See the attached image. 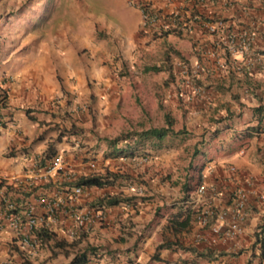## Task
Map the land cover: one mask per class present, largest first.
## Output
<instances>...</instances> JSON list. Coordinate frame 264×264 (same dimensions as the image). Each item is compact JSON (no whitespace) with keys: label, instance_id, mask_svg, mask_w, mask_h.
Instances as JSON below:
<instances>
[{"label":"crops","instance_id":"crops-1","mask_svg":"<svg viewBox=\"0 0 264 264\" xmlns=\"http://www.w3.org/2000/svg\"><path fill=\"white\" fill-rule=\"evenodd\" d=\"M139 1L148 6L149 12L157 19L159 25L162 23L163 26H171L173 15H176L179 32L170 33L161 39L174 40L173 42L181 46L192 57L190 60H198V68L204 70L197 77L195 84L198 87L201 86L203 90L201 98L195 96L196 102L193 104L197 103V107L190 111L191 115H189L190 112L188 115L185 114L184 118L179 115L178 121L176 120L174 124L175 129L184 127L194 134L192 139H187V141L193 143L200 137H209L212 133L214 135L216 128L220 129L221 135L226 133L230 135L234 129L241 131L249 125H256L258 119L262 120L260 132L256 133L244 147L237 148L232 153H227L226 149L216 151L214 141L208 146L211 149L210 154L206 155V158L195 160V165L205 162L210 166L209 171L203 170V183L208 187L214 185L219 189L220 193L215 201L216 208L225 207L238 187L243 186L249 189V216L244 224V232L235 240L217 241L211 244L209 238L212 234L208 229L200 230L194 219L195 215L186 227L179 230L168 223V216L184 210L187 206L186 204L181 208L176 205L181 197L179 186L170 185L166 180H162L164 178L162 176L171 174L172 178L181 181L185 176L184 167L190 160L185 152L189 160L187 164L182 161L180 153L184 151V147L181 144L177 145V141L174 140L171 146L166 147L162 144L161 149L154 153V157L145 162L148 171L143 174L146 177L131 179L133 181L142 179L146 182L142 180L141 183L136 182L137 185L133 187L138 190V193L130 194L148 196V199L141 201L139 198L133 206L107 207L104 220L95 223L90 231L84 232L85 234L79 237L78 244L72 247L52 248L62 249L54 255H51L49 249L46 248L38 250L33 257L22 259L23 253L11 243L10 232L5 224V228L0 229V264H58L60 262L68 264L75 252L86 247L94 249L95 264H247L250 251L239 252L237 250L240 247L246 248L252 245V233L259 218L257 209L264 208V202L257 199L258 192L264 193V0H132L134 5L128 0L131 5L140 10L143 16L142 25L147 28L144 14L136 5ZM14 2L19 4L22 0H14ZM196 15H201L205 19L210 16L211 20L222 19L223 29L216 33L206 31L203 27L196 25L198 23ZM192 19L196 21V24H189L188 28H185V25ZM70 20L76 22L77 19ZM90 20L93 19L87 17L81 23V30L78 32L77 29L72 30L73 26L57 31V44L61 47L65 46L71 54V46L65 37L69 38L73 31L76 32L77 37H81L87 26L84 23ZM123 37L125 40L121 41L119 47L123 49L125 46L126 52L131 49L133 51L134 47L131 46L133 41L130 42L127 36L117 34L114 39L116 41ZM186 37L193 38L194 50L183 43ZM114 43L111 45L114 46ZM242 43L249 44L250 50L245 52L238 50ZM230 45L236 46L237 51L231 52ZM51 47L52 45L42 46L36 54L21 52L22 48L2 51L0 87L2 86L7 91L8 106L0 112L4 113V116L8 112L11 117H5L4 120L9 119L6 126H0V177L25 176L30 172L33 159L41 156L54 140L56 142L52 145L58 151L62 150L65 161L75 174L93 171L87 167L91 162L97 163L98 167L100 164L103 165L102 168L96 170L108 168L114 172H122V169L116 170L111 166L119 164L121 167L124 163L127 164L129 171L123 173L127 172L136 177L138 172L134 163L129 160L115 162L121 157H107L104 154L106 149L104 136L99 134L101 132L96 133L90 127H82L83 122L76 123L74 118L80 119L75 114L72 120L71 115H74L75 111H70L74 106H72V101L76 103V100H79L75 93L77 90L82 92L83 99L80 101H83L85 108L89 110L88 113L80 104L84 113L81 119L85 121L93 113L90 107L93 103H89V97L92 94H95L94 101L100 103L101 97L105 100L109 97L115 100V95L119 96L124 90L122 84L131 88L132 84L125 82L126 74L124 73L125 68L129 66L122 62L113 65L104 58L100 59L103 64L99 66L72 55L66 57L69 52L60 53V49L55 50L57 60L51 63L50 53L54 54V48ZM213 53L215 56L212 55ZM249 56L251 60L245 59L247 64L243 65L244 57ZM217 58L224 60V67L216 66ZM58 63H61L60 68L66 71L63 78L58 77L55 67ZM239 63H242V70L251 75L250 82L255 89L252 86L247 88L245 75L235 73L234 67ZM88 65L90 68L87 67ZM71 73L76 74L74 85ZM191 78L192 76L190 80ZM186 82H181L182 85H176V88L180 90ZM53 92L57 96L50 95ZM190 99L193 100L192 97ZM198 99L208 102L202 110L199 109ZM258 106L263 109L260 113L255 110ZM227 111L233 114L230 123L232 129L229 130L222 129L226 126V122L216 123V120L223 117ZM60 119L63 123L58 122ZM72 124L73 128L82 130V136H74L69 140L62 137L58 141V129H70ZM163 124L164 121L159 126ZM232 143L229 147L238 144L235 139ZM173 151L178 153V165L168 171L170 165L167 153ZM91 153L95 154L96 160L83 161V158ZM231 166L236 170L231 171ZM154 171L159 172L158 175L151 176ZM246 178H251L252 185L249 187ZM40 181L37 180L35 183L43 182ZM59 181L55 175H52L48 182L45 181L47 184H52L53 189L45 194L58 190L61 187V184L58 185ZM125 188L109 186L95 189L91 194L96 196L98 192L101 195L118 192L126 195ZM34 194L29 199L33 198ZM87 195L89 193L84 192L78 201L67 205L68 212L63 213L66 217H60L66 224L65 229L59 224L54 228L61 236L70 239L66 234L68 233L67 225L72 223L68 214L70 206L82 208L87 201L91 200ZM193 195L194 191L187 203L191 202L194 210H198L202 202L194 201ZM157 207L160 208L161 214L159 215L156 213ZM202 231L205 232L203 240L198 236V233Z\"/></svg>","mask_w":264,"mask_h":264},{"label":"rangeland","instance_id":"rangeland-1","mask_svg":"<svg viewBox=\"0 0 264 264\" xmlns=\"http://www.w3.org/2000/svg\"><path fill=\"white\" fill-rule=\"evenodd\" d=\"M87 17L93 20L84 23L87 26H85L84 32L82 31L83 33L80 32L82 33L81 37H77L74 31L69 38L65 37L71 46L70 54L69 49L57 44L56 32L65 30L67 26H73L74 29L72 30L77 29L78 32L81 30V23ZM142 17L140 10L131 5L128 0H22L21 3L14 5L0 2V58L2 51L8 49L22 48L21 52L26 51L36 54L42 46L52 45L51 48H54V54L50 53L51 63L53 60H57L56 49H60V53L69 52L66 57L72 55L81 60L91 61L99 66L103 64L100 62L102 58L107 62H112L113 65L121 62L127 63L129 67L124 70L126 74L125 82L126 84H132V87L129 88L122 84L124 90L119 96L115 95V100L110 97L105 100L101 97L99 99L101 100L100 103L94 101L95 94H92L89 97V103H93L90 106L93 112L90 118L85 121L74 118V121L76 123L83 122L82 127H90L96 133L101 132L99 134L104 137L123 136L127 132L159 126L163 123L166 113L173 116L176 121L179 115L184 118L185 114L188 115L191 110H195L197 107V103L196 105L193 104L196 102V97L192 96L191 84L186 82L181 87L183 90L177 89L176 85L187 81V78L180 74V65L187 63L193 67L199 61L190 60L192 57L181 46L173 42L174 40L164 41L153 31L144 28ZM196 17L198 23L196 24V21L192 19L185 25V28H188L189 24H196L201 27L200 21L211 20L210 16L206 19L201 15H196ZM70 19L77 20L73 22ZM117 34L130 38V42L133 41L131 46L134 47V50L131 49L126 52L125 46L123 49L120 48L121 41L125 39L123 37L115 41L114 38ZM192 40L193 38L186 37L183 43L188 48L193 49L195 44L192 43ZM117 41L120 43H116ZM113 42H115L114 46L111 45ZM113 54L114 56H111ZM60 66L62 67L61 63H58L55 67L57 68L58 77L63 78L66 71L63 68L61 69ZM149 66H155L157 70L146 71L145 68ZM122 69L121 72L123 73ZM71 75L74 85L76 74L71 73ZM75 93H77L79 100H76V103L74 100L72 101V106H74L70 110L71 112L80 109L82 105L84 106L83 101H80V99H83L82 92L77 90ZM132 93L134 95H131ZM80 94L82 98L79 97ZM50 95L57 96L54 92ZM198 100L199 109L202 110L208 102L204 99ZM84 109L89 113L85 106ZM191 114L192 112L189 115ZM74 116L75 113L71 115L72 120ZM58 122L63 123V120L60 119ZM62 123L59 124L62 125ZM72 127H74L73 124ZM219 144L221 142L216 141L214 149H218ZM205 150L208 156L211 152L210 147H206ZM180 154L182 161L187 164L189 159L185 151H181ZM167 156L170 165L168 171H170V169H174V166L177 167L179 157L175 151L167 153ZM206 157L200 156L198 158L203 159ZM122 161V158L115 160V162ZM144 166L146 165L144 164ZM87 167L93 170L89 165ZM102 167V164L98 167L95 163V169ZM111 167L116 170L120 168L122 172L129 171L127 164L124 163L121 164V167L119 164ZM139 175L138 172L136 176ZM123 187H126L124 190L127 191V194L135 192L127 188L128 186ZM99 195L101 194L98 192L97 196ZM58 264H63V262Z\"/></svg>","mask_w":264,"mask_h":264},{"label":"trees","instance_id":"trees-1","mask_svg":"<svg viewBox=\"0 0 264 264\" xmlns=\"http://www.w3.org/2000/svg\"><path fill=\"white\" fill-rule=\"evenodd\" d=\"M131 3L132 1L129 0ZM133 4V3H132ZM135 4V3H134ZM133 4V5H134ZM140 9L142 10L144 17H145V26L149 28V30H155L154 33H156L159 37H164L169 35L170 33H178L179 31H176L173 28H165V26L162 25V23L159 25L157 22V19L153 17L149 12V8L146 4H143L141 1H139V4H136ZM177 20V18H175ZM158 25V27H157ZM157 27V28H156ZM146 71L150 70H157V68L154 66H149L145 68ZM242 75H245L246 82H247V88L252 86V83L250 82L249 73L245 72L244 70L241 71ZM243 77V76H242ZM192 83L196 84L197 78L192 76L191 78ZM249 82V83H248ZM179 87V86H178ZM255 89V86H252ZM7 91L3 87H0V111L7 109L8 102H7ZM256 112L260 113L263 111L261 106L256 107ZM7 111V110H6ZM30 111V110H29ZM76 117H79V119L82 118L83 110L80 108L78 110H75ZM233 114L229 111L226 112V114L223 117H220L216 120V123L218 122H226V126L222 127V129H232L231 127V121H232ZM75 117V116H74ZM5 116L4 113L0 112V125L6 126V121H4ZM164 124L162 126H152L150 128L141 129L138 131H132L127 132L125 135L121 136H115L113 138L103 137L104 142L106 143V149L104 151V154L107 157H114V158H124L126 160L131 161L134 163V166L138 172H140L138 178L140 177H146L143 173H146L148 171L147 166H144L145 162L151 160V158L154 157V153L161 149V145L164 144L167 146H171L174 142V140L177 141V145L181 144L184 148L183 150L188 154L190 157L189 163L187 166L184 167L185 176L181 181H178V179L172 178L171 174L164 175L162 177V180H166L170 185H178L179 190L181 192V197L179 200H177V207H184L186 204V208L182 211L172 213L170 216H168V223H170L171 226H174L176 230L182 229L183 227H186L190 220H192V216L194 217L196 211L194 210L192 203L187 201H190L191 193L200 185L203 183V170H205L206 166H208L207 163H203L201 165H195V160L200 157H206V150L205 148L210 146L211 142L214 143V141L221 142L219 144V148L215 149L216 151L220 149H226L227 153H232L237 150V148L244 147L251 138L260 130L262 129V120L258 119V122L256 125H249L248 127L244 128L241 131H237V129H234L232 133L229 134H223L220 132V129L216 128V131L214 135H210L209 137H200L196 141L190 142L187 141V139H192L193 133H191L186 128H179L175 129V119L173 116H171L169 113H166L164 115ZM56 127V126H55ZM219 128V127H218ZM82 130H78L76 128H70V129H62L59 128L57 132V140L60 141L62 137H66V139H71L74 136H82ZM236 140L238 142L237 145H234V147H229L233 143V140ZM56 140L52 141V144H54ZM52 144H49L47 146V149L43 152V154L40 157H37L39 166H44L46 163H48V160L52 158L54 154L57 153V148L53 146ZM92 159L93 161L96 160L95 154L91 153L86 155L83 158V161H88ZM145 160V161H144ZM208 161V160H207ZM159 172L154 171L153 174L151 173V176L158 175ZM137 178L132 176L129 173H123L120 171H111L108 168L102 169V170H93L88 173H79L76 174L74 177L70 178L68 181H59L58 185L61 184V188L65 190H70L72 187L77 186L80 187L83 191V193H89L87 195L88 198L91 200L87 201L85 205L87 207H94V208H101L103 211L102 214V221L104 220L105 216V210L107 207H114V206H133L136 204L137 200L140 198V200L148 199L147 196L142 195H132V194H122V193H104L103 195L94 196L91 194V192L95 189H103L106 187H113V186H129L132 187L134 185H137V183H141L142 179H137L136 181H133L131 179ZM145 180H142V182ZM146 182V181H145ZM34 187L32 189H27L25 195L22 199H24V202L29 199L32 195H30L31 191L36 190L38 194H45V192L52 189V184H47L46 182L42 183H35L33 185ZM67 186V187H66ZM51 187V188H50ZM66 187V188H65ZM22 199H17V202L21 203ZM191 203V204H190ZM24 204V203H23ZM159 207H157L156 213L159 215L161 214L159 212ZM262 209V210H261ZM259 210L257 209V212L259 214L260 224L259 232H257L256 235V241L253 244L254 249H259L260 253L264 255V208H261ZM100 220V221H101ZM91 230V228H90ZM85 234V233H82ZM81 234V236H83ZM260 234V235H259ZM34 235L38 238L40 242V246L42 247H49V248H55L60 247L64 248V246L72 247L80 242V239H74L71 238L70 240H62L60 236L57 235L55 231L47 230L45 228L38 227L34 231ZM81 238V237H80ZM91 247L83 248L77 252L74 253L72 256L70 262L68 264H95L96 257L94 249ZM54 252L53 254H57L60 252V250L52 249ZM66 251V250H65ZM68 253V251H66ZM91 256H93L91 258Z\"/></svg>","mask_w":264,"mask_h":264},{"label":"built area","instance_id":"built-area-1","mask_svg":"<svg viewBox=\"0 0 264 264\" xmlns=\"http://www.w3.org/2000/svg\"><path fill=\"white\" fill-rule=\"evenodd\" d=\"M175 17L176 15H173L171 26L166 25L165 28L179 30ZM200 25L206 31L216 33L218 30L223 29L224 21L222 19H206L200 21ZM231 42H233V39H231ZM229 49L231 52L237 51L234 45H230ZM238 50L242 52L249 51V44L242 43ZM212 55L215 56L214 53ZM247 58L250 59V56L244 57L243 65L247 64L245 63V59ZM215 63L218 67H224L225 65L224 60L220 58H217ZM241 64L235 65V73H241L243 67ZM198 67V65L197 67L196 65L192 67L184 63L180 65V74L186 77L187 82L191 84L192 96L200 97L203 95L201 86L198 87L190 80V76L197 78L204 71ZM33 161L30 172L23 177H0V229L5 228L6 224L10 232V241L19 251H22V259L33 257L42 247L40 246L38 238L34 235V231L38 227L57 232L54 228L55 225L59 224L61 228L65 229L66 224L60 217L65 218L66 216L64 214L68 212L67 205L71 202L78 201L83 194L82 189L77 186L72 187L70 190H65L60 187L54 192L42 195L34 194L37 193L34 190L30 192V195L34 194L35 196L24 202L22 198L29 191L27 189H32L37 180L48 182L52 175H55L59 180L65 182L76 175L75 172L70 170L68 163L64 159L62 150L57 151L44 166H39L37 157ZM89 167L95 169V163H89ZM205 170L209 171L210 166H206ZM230 170L235 171L236 169L231 166ZM246 179L248 187L251 186V178ZM129 189L134 190L136 193L138 191L134 187H130ZM219 193V189L216 186L211 185L208 187L205 183H202L194 190L193 195L194 201L202 202L199 209H195L194 219L200 230L208 229L209 233L212 234L209 238L211 244L217 241L226 242L227 240L237 239L244 232V224L249 216L250 192L248 188L246 189L243 186L238 187L225 207L216 208L215 201ZM17 199H22L21 201L23 202L18 203ZM257 199L260 202H264V193L258 192ZM68 214L72 223L67 225L66 229L68 233L66 234H68L70 239L74 238L78 240L82 233L90 231V228L102 219L103 211L101 208L87 207V205L82 206V208L70 206V212ZM260 219L259 217L258 223L252 233V245L246 248L240 247L237 250L239 252L250 251L247 264H264V255L260 253L259 249H254L253 247L257 232L260 230L258 227L261 222ZM198 236L202 240L205 239V232L198 233ZM61 239L70 240L63 235Z\"/></svg>","mask_w":264,"mask_h":264},{"label":"clouds","instance_id":"clouds-1","mask_svg":"<svg viewBox=\"0 0 264 264\" xmlns=\"http://www.w3.org/2000/svg\"><path fill=\"white\" fill-rule=\"evenodd\" d=\"M0 2H2V3H8V4H16L15 2H14V0H0ZM2 87V86H1ZM6 112V111H5ZM5 117H11L10 115H8V112L7 113H5ZM9 120V119H8ZM8 120H4V121H8ZM0 126H3V125H0ZM43 154V153H42ZM40 157V156H39ZM123 160H126V159H124V158H122ZM95 163V162H94ZM93 170H96V169H93ZM133 187V186H132ZM127 188H130L129 186L127 187ZM130 195V194H129ZM139 195V194H138ZM53 231V230H52ZM57 233V232H56ZM57 235L58 236H60V234L59 233H57ZM60 238H61V236H60ZM62 240H64V239H62ZM65 241H67V240H65ZM49 249V252L51 253V255H54L53 254V250H52V248H49V247H41L40 248V250L41 249ZM7 263V262H6Z\"/></svg>","mask_w":264,"mask_h":264}]
</instances>
